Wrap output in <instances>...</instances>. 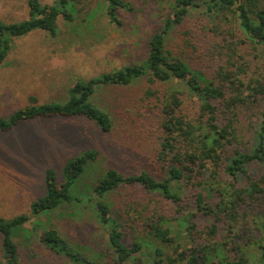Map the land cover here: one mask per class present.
Here are the masks:
<instances>
[{
    "label": "trees",
    "instance_id": "trees-1",
    "mask_svg": "<svg viewBox=\"0 0 264 264\" xmlns=\"http://www.w3.org/2000/svg\"><path fill=\"white\" fill-rule=\"evenodd\" d=\"M89 1L27 0L28 18L7 22L0 17V67L14 38L36 31L56 36L59 17L72 21L76 5L83 8ZM105 1L109 20L122 25L119 10L128 5ZM166 3L170 11L150 37L143 61L76 80L65 101L32 98L8 118L0 117L4 132L36 118H86L110 132L111 116L93 97L105 87L147 77L152 87L160 88L147 90L157 99L155 161L160 171L125 173L110 167L97 177L91 208L108 233L104 248L92 249L69 241L41 217L82 203L78 184L100 150L91 147L70 155L61 182L56 169L47 167L45 193L32 202L31 213L0 216V264H24L15 236L20 231L31 236L25 225L32 218L40 242L75 264H99L100 257L106 258L102 264H264V171L251 173L253 165L264 168V0ZM193 21L199 32L191 28ZM176 39L183 43L180 55L168 45ZM185 52L195 54L198 63L199 53L205 55L209 71L204 64L194 66ZM115 193L123 198L114 213L108 196ZM198 216L206 219L202 229ZM171 221L185 228L172 235Z\"/></svg>",
    "mask_w": 264,
    "mask_h": 264
},
{
    "label": "rangeland",
    "instance_id": "rangeland-1",
    "mask_svg": "<svg viewBox=\"0 0 264 264\" xmlns=\"http://www.w3.org/2000/svg\"><path fill=\"white\" fill-rule=\"evenodd\" d=\"M41 1L53 4L56 0ZM124 1L128 6L119 10L123 22L120 26L109 20L105 0H90L83 8L81 4L76 5L72 21L59 17L56 36L36 31L14 38L13 48L0 67V117L8 118L32 98L39 103L65 101L76 80L143 61L149 52L150 37L162 28V18L170 7L166 0ZM0 17L7 22L28 18L27 0H0ZM194 23L191 28L199 29ZM180 41L176 39L168 44L173 45L176 55L183 49V43L178 44ZM185 56L193 58L194 66L208 63L202 53H199L200 63L195 54L185 52ZM150 87L147 77H142L130 85L105 87L93 97L111 116L110 132L102 131L86 118H36L6 132L0 130V216L12 218L31 213L32 202L45 193V169L54 167L61 182L66 159L96 147L100 150L98 161L78 184L76 194L83 198L82 203L64 205L41 220L73 243L92 249L104 248L108 230L99 225L92 212L93 182L110 167L125 173L146 168L155 173L160 171L155 161L160 133L155 109L157 99L147 95ZM251 170L252 175L258 176L264 168L253 165ZM122 198L116 193L108 196L114 213L115 205ZM196 220L202 229L206 219L198 216ZM34 221L32 218L25 225L31 230L30 237L26 238L24 231L15 236L24 264H75L40 242L32 229ZM169 227L172 235L185 228L179 221L169 222ZM202 240L197 238V242ZM96 261L102 264L106 258H96Z\"/></svg>",
    "mask_w": 264,
    "mask_h": 264
}]
</instances>
